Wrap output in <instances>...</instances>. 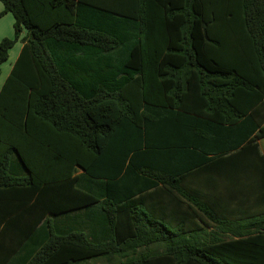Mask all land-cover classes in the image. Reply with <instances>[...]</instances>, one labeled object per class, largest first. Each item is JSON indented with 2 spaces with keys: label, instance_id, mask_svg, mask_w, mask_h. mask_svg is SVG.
<instances>
[{
  "label": "trees",
  "instance_id": "1",
  "mask_svg": "<svg viewBox=\"0 0 264 264\" xmlns=\"http://www.w3.org/2000/svg\"><path fill=\"white\" fill-rule=\"evenodd\" d=\"M0 1V264H264V0Z\"/></svg>",
  "mask_w": 264,
  "mask_h": 264
},
{
  "label": "crops",
  "instance_id": "2",
  "mask_svg": "<svg viewBox=\"0 0 264 264\" xmlns=\"http://www.w3.org/2000/svg\"><path fill=\"white\" fill-rule=\"evenodd\" d=\"M229 2L237 3L236 0H229ZM2 10H3V4L0 1V12ZM13 21H14L13 15L9 11L4 12L3 14L0 15V40L4 37H12L13 36ZM25 34H26V30L23 29V31L21 32L20 38L23 37ZM21 46H22V42L20 39H18L13 44V46L9 49L7 60H5L4 62H2L0 64V89L2 87L3 82L5 81V79L7 77V75L9 74L13 63L15 62V60L19 54ZM255 109H256V115L264 116V97L256 105ZM262 123H264V119L262 120ZM237 126H238V124H236V126H234V128H233L234 130H231V134H229L228 137L226 138L227 142H230V141L233 142V141L238 140V134H233V133H236L237 131L243 132L244 127H248V126H243L241 129L238 130L235 128ZM248 137H250V134H247L246 137H243V138L248 139ZM256 142L258 144L259 152L264 158V137L258 138L256 140ZM239 146H241V145H239ZM165 213H166L165 217H166L167 221L170 223L172 218L170 217L168 211H165ZM163 214H164V212H163ZM73 226H74L73 224H59L58 227H60V229H72ZM77 227H80V229H83L84 224L77 225ZM20 248H19L20 251L18 250L16 254L12 255V258L9 259L5 264H21L24 262V260L26 258V244L21 245ZM97 259L102 260L104 262L103 264H107L106 259L102 258V257L95 258V259H89V260H86V261H83L80 263H73V264L88 263L90 261H95Z\"/></svg>",
  "mask_w": 264,
  "mask_h": 264
},
{
  "label": "rangeland",
  "instance_id": "3",
  "mask_svg": "<svg viewBox=\"0 0 264 264\" xmlns=\"http://www.w3.org/2000/svg\"><path fill=\"white\" fill-rule=\"evenodd\" d=\"M104 262L100 259H97L95 261H90L88 263H82V264H103Z\"/></svg>",
  "mask_w": 264,
  "mask_h": 264
}]
</instances>
